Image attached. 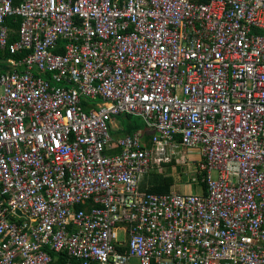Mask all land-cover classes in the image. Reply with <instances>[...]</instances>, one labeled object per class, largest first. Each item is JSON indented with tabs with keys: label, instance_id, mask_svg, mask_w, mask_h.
I'll return each instance as SVG.
<instances>
[{
	"label": "built area",
	"instance_id": "built-area-1",
	"mask_svg": "<svg viewBox=\"0 0 264 264\" xmlns=\"http://www.w3.org/2000/svg\"><path fill=\"white\" fill-rule=\"evenodd\" d=\"M0 49V264H264V0H0Z\"/></svg>",
	"mask_w": 264,
	"mask_h": 264
},
{
	"label": "rangeland",
	"instance_id": "rangeland-1",
	"mask_svg": "<svg viewBox=\"0 0 264 264\" xmlns=\"http://www.w3.org/2000/svg\"><path fill=\"white\" fill-rule=\"evenodd\" d=\"M135 119L136 117H132ZM140 123H142L141 118H136ZM123 125L124 122L120 116L115 117V125L113 130L115 135H123ZM184 156L180 158V162L174 161L171 165L167 166L163 164L162 166H153L148 173L143 177L141 181V188L144 189L148 184V179L152 177V174H162V175H172L174 177L173 189L180 192L190 193L193 191H199L200 185L196 181V166L198 164L197 159L200 157V153L197 150L183 149L179 156Z\"/></svg>",
	"mask_w": 264,
	"mask_h": 264
},
{
	"label": "trees",
	"instance_id": "trees-1",
	"mask_svg": "<svg viewBox=\"0 0 264 264\" xmlns=\"http://www.w3.org/2000/svg\"><path fill=\"white\" fill-rule=\"evenodd\" d=\"M8 24L10 26L16 27L17 23H13L11 20H9ZM14 38H16V33H12L10 39L13 40ZM121 119L124 122L123 125V132L122 133H132L135 132L141 128H144L145 125L144 123H140L136 118L133 119L132 115L126 114V115H121L120 116ZM172 164V162L167 163L166 165ZM174 183V177L172 175H162V174H152V177L148 179V184L146 188H144L143 190H147V191H152V192H156V193H167L169 191H171L172 189V185ZM142 189V188H141ZM67 261V257L64 254H59L53 264H62L63 262Z\"/></svg>",
	"mask_w": 264,
	"mask_h": 264
},
{
	"label": "crops",
	"instance_id": "crops-1",
	"mask_svg": "<svg viewBox=\"0 0 264 264\" xmlns=\"http://www.w3.org/2000/svg\"><path fill=\"white\" fill-rule=\"evenodd\" d=\"M6 56H8V52L6 50L0 49V70L1 71H7V70L11 69V64L8 61H6ZM173 185H174V183H173ZM173 185H172V187H173ZM171 190H174V189L172 188Z\"/></svg>",
	"mask_w": 264,
	"mask_h": 264
}]
</instances>
